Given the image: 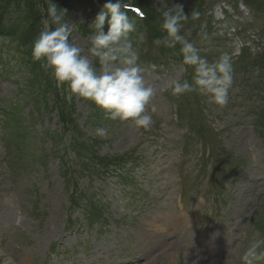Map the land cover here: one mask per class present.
<instances>
[{
    "label": "rangeland",
    "instance_id": "rangeland-1",
    "mask_svg": "<svg viewBox=\"0 0 264 264\" xmlns=\"http://www.w3.org/2000/svg\"><path fill=\"white\" fill-rule=\"evenodd\" d=\"M245 2H138L155 16L157 25L163 10L182 4L189 17L181 34L196 40L199 53L208 54L210 62L227 53L236 74L226 105L208 102L194 92L191 108L184 106L187 118L192 117L193 108L200 116L197 121L209 126L201 138L173 120L177 99L170 83L182 81L184 73L163 45L153 43L152 54L147 43L140 45L146 66H141L143 74L156 90L147 109L154 121L150 130L130 121L107 119L102 111L87 121L91 111L75 96L78 122L93 139V150L113 158L130 152L131 157L117 162L121 175L112 171L104 181L82 173L75 151L66 147L74 134L63 131L58 111L34 112L27 140L15 134L14 125L7 122L9 114L19 116L23 127L30 124L31 107L23 110L20 120V112L10 102V98L15 104L19 99L14 92L25 83L27 67L16 39L0 36V99L7 102L0 106V112L6 111V125L0 119V264H237L236 260L244 264L242 257L253 235L259 232L264 237L256 223L264 224V86L255 68L256 62L261 63L257 56L264 50V0ZM101 9L95 0H75L71 5L69 23L75 24L71 39L85 54L94 34L90 25ZM192 12L199 16L193 18ZM19 16L13 6L7 22L14 23ZM137 26L134 34L151 37L148 27ZM199 38L203 41H197ZM174 49L180 51L177 45ZM163 67L168 72H162ZM32 68L27 69L28 74L43 73L44 82L50 74L54 80L50 69L33 64ZM246 68L250 71L243 72ZM254 92L260 95L255 97ZM101 127L107 135L96 134ZM218 131H222L223 148L215 134ZM12 134L24 141L19 142L20 147L10 143ZM79 138L85 139L83 135ZM135 148L136 157L132 156ZM159 161L162 171L157 167ZM179 178L183 181L177 182ZM187 183L190 196H196L190 201L186 198V209L179 211L180 186L187 189ZM201 196L208 201L204 207L199 206L203 205L198 200ZM187 214L208 222L205 236L216 238L212 246L221 249L220 255H211V247L203 249L200 241L184 239L181 233L173 239L168 220Z\"/></svg>",
    "mask_w": 264,
    "mask_h": 264
},
{
    "label": "clouds",
    "instance_id": "clouds-1",
    "mask_svg": "<svg viewBox=\"0 0 264 264\" xmlns=\"http://www.w3.org/2000/svg\"><path fill=\"white\" fill-rule=\"evenodd\" d=\"M45 4L44 30L33 42V59L42 61L41 67L51 70L58 86H66L69 101L73 96L92 101L106 118L130 121L137 128L150 130L154 121L147 109L156 90L147 83L139 52L134 47L132 36L138 26L129 12L141 20L144 18L136 0H107L90 25L94 34L90 37L88 54L71 39L75 24L66 18L67 9L59 7L54 0H45ZM161 15L165 35L154 43L168 48L179 44L183 63L194 70L191 82L187 79L171 81L173 94L197 92L210 102L226 105L234 82L230 56L224 53L210 63L200 55L195 44L181 34L183 22L189 17L182 4H172ZM191 16L198 17L199 13L192 12ZM106 22L107 32L104 31ZM95 132L99 136L107 135L102 127ZM242 260L244 264L264 260V237L259 232L253 235Z\"/></svg>",
    "mask_w": 264,
    "mask_h": 264
},
{
    "label": "trees",
    "instance_id": "trees-1",
    "mask_svg": "<svg viewBox=\"0 0 264 264\" xmlns=\"http://www.w3.org/2000/svg\"><path fill=\"white\" fill-rule=\"evenodd\" d=\"M75 0H54L55 3L61 8L67 9V16L66 18L69 20L70 17V8L72 3ZM104 3H99L98 6L103 8V5L107 2V0H102ZM140 0H136V5H138V2ZM13 6L17 7V11L19 12L20 16L14 23L7 22V15L11 11V8ZM138 6H142L138 5ZM44 9L45 11H41V9ZM143 8V7H141ZM46 9L47 5L45 4V0H0V36L6 35L7 37L15 38L18 43V52L22 56L24 60V66L26 68V72L23 73V76L25 77V83L20 84L18 88L16 89L14 93L16 96L18 95L19 99L17 100L16 104L13 101V98H10V102L15 105V108L21 110L20 120L22 116L24 115L23 110L26 106H28L32 101L33 104V110L37 111L38 114L42 115L46 112H53L58 111L59 116L62 117V119L65 121L71 120V111H75V105H74V98L71 99V101L68 100V95L66 94V91L63 86H58L56 80L51 77L50 74H47V82L43 81L44 74L38 73L36 75L28 74L27 69L33 70V65H38L41 67L42 61H35L32 57V45L34 40L38 37L39 33L44 30V24L43 20L46 17ZM148 18L143 21L145 22L146 26L149 27L150 31H157L161 29V23L159 22L157 25L155 22V16L148 12ZM153 29V30H152ZM108 25L107 22L104 26V31L107 32ZM154 32V31H153ZM162 35V31L160 32V35ZM156 37L153 36V38ZM44 69V68H43ZM23 87L25 89H23ZM52 88V91L50 92ZM19 92L22 94L20 96ZM49 93V94H48ZM52 94V98L49 97V95ZM63 94L66 95V97H63ZM48 95V96H47ZM52 102V103H48ZM6 98L0 99V106L3 104L5 105ZM68 103L72 104L71 108L68 109L67 105ZM6 115L5 110H1L0 112V119L5 124L4 117ZM34 113H31L30 117V124L27 127H23L19 122V116H14L13 113L9 114L7 117V122L9 125L15 129V134H20V137L22 140H27L29 137L30 132V126L33 124ZM61 120V119H60ZM19 124V125H18ZM71 128H67V131ZM73 129V128H72ZM74 130V129H73ZM12 134V141L14 142L16 140V135ZM19 140V141H22ZM24 142V141H22ZM91 146L89 144L82 145V148L78 151L79 155L88 154L90 153ZM105 160V158H104ZM84 164L89 165V162L86 161ZM100 177L102 175L99 174Z\"/></svg>",
    "mask_w": 264,
    "mask_h": 264
},
{
    "label": "bare ground",
    "instance_id": "bare-ground-1",
    "mask_svg": "<svg viewBox=\"0 0 264 264\" xmlns=\"http://www.w3.org/2000/svg\"><path fill=\"white\" fill-rule=\"evenodd\" d=\"M182 216L183 215H181L180 218L174 217V218H171V219L168 220L169 221L168 223H169V226L171 227V230H176V229H178L180 227V222H182ZM161 228H163V225H161ZM154 232H156V231H154ZM213 243H214L213 241H211L209 243V248L211 247V253H213L215 251V249H216L215 246H212ZM196 248H197L198 251H200L199 247H196Z\"/></svg>",
    "mask_w": 264,
    "mask_h": 264
}]
</instances>
